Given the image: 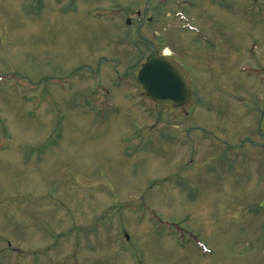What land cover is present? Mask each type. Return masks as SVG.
I'll return each instance as SVG.
<instances>
[{
	"label": "rangeland",
	"instance_id": "374dc122",
	"mask_svg": "<svg viewBox=\"0 0 264 264\" xmlns=\"http://www.w3.org/2000/svg\"><path fill=\"white\" fill-rule=\"evenodd\" d=\"M0 264H264V0H0Z\"/></svg>",
	"mask_w": 264,
	"mask_h": 264
},
{
	"label": "water",
	"instance_id": "95a60500",
	"mask_svg": "<svg viewBox=\"0 0 264 264\" xmlns=\"http://www.w3.org/2000/svg\"><path fill=\"white\" fill-rule=\"evenodd\" d=\"M139 92L166 108L183 107L190 99V80L174 61L159 58L149 61L137 74Z\"/></svg>",
	"mask_w": 264,
	"mask_h": 264
},
{
	"label": "bare ground",
	"instance_id": "6f19581e",
	"mask_svg": "<svg viewBox=\"0 0 264 264\" xmlns=\"http://www.w3.org/2000/svg\"><path fill=\"white\" fill-rule=\"evenodd\" d=\"M9 148H10V146H9Z\"/></svg>",
	"mask_w": 264,
	"mask_h": 264
},
{
	"label": "flooded vegetation",
	"instance_id": "af4514ba",
	"mask_svg": "<svg viewBox=\"0 0 264 264\" xmlns=\"http://www.w3.org/2000/svg\"><path fill=\"white\" fill-rule=\"evenodd\" d=\"M193 40H195V39H193Z\"/></svg>",
	"mask_w": 264,
	"mask_h": 264
}]
</instances>
